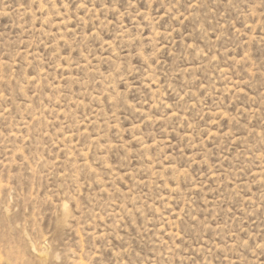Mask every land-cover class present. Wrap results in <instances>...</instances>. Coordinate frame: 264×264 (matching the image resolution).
<instances>
[{
	"label": "rangeland",
	"instance_id": "rangeland-1",
	"mask_svg": "<svg viewBox=\"0 0 264 264\" xmlns=\"http://www.w3.org/2000/svg\"><path fill=\"white\" fill-rule=\"evenodd\" d=\"M0 264H264V0H0Z\"/></svg>",
	"mask_w": 264,
	"mask_h": 264
}]
</instances>
